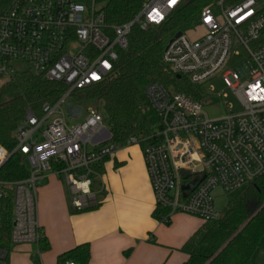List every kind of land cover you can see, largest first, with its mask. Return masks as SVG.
Instances as JSON below:
<instances>
[{
	"label": "built area",
	"instance_id": "obj_1",
	"mask_svg": "<svg viewBox=\"0 0 264 264\" xmlns=\"http://www.w3.org/2000/svg\"><path fill=\"white\" fill-rule=\"evenodd\" d=\"M107 2L0 0V76L28 70L67 87L55 103L42 106L41 115L32 109L26 112L13 152L0 143V169L15 152L24 156L29 169L24 179L0 180V203L3 186L10 187L14 216L11 248L2 245L0 235V264H8L15 245H39L38 188L50 174L64 177L76 209L98 204L91 176L121 146L110 141L106 119L96 108L89 107L84 120L70 126L67 102L75 91L102 81L113 70L118 50L128 46L134 25L146 30L162 24L183 0H144L138 15L120 25L107 23ZM200 27L205 33L195 40L182 32L169 41L163 62L193 84L222 77L243 110L212 119L202 103L189 95L156 79L147 84L145 94L160 116L161 128L154 135L155 142L143 147V154L156 204L166 210L159 218L164 224L178 212L204 221L219 218L215 190L221 187L228 194L235 193L264 173L262 4L240 0L227 5L226 0H219L202 10L196 28ZM234 45L243 46L250 60L228 69ZM19 63L27 68H19ZM134 144L141 145V141L130 137L126 146ZM62 264L76 263L66 260Z\"/></svg>",
	"mask_w": 264,
	"mask_h": 264
},
{
	"label": "trees",
	"instance_id": "obj_2",
	"mask_svg": "<svg viewBox=\"0 0 264 264\" xmlns=\"http://www.w3.org/2000/svg\"><path fill=\"white\" fill-rule=\"evenodd\" d=\"M218 1L183 0L162 24L146 30L134 25L128 46L118 50L113 70L102 81L73 93L72 99L75 102L91 99L101 105V113L111 134L110 141L121 147L126 146L130 137L140 140L142 147L155 142L154 135L161 128V119L145 94V88L152 79L197 101L203 100L200 85L191 83L185 75L178 77L173 73L163 62L162 54L177 32L196 28L201 22L202 10L206 6L216 5ZM238 1L240 0H226V4ZM259 1L264 10V0ZM143 3L144 0H108L107 23L120 25L132 21L141 11ZM261 40H264V31ZM66 90L63 83L47 80L28 70L10 76L0 85V143L13 152L17 144L16 131L26 112L32 109L37 115H41L42 106L55 103ZM28 176L29 169L24 156L19 152L13 153L0 169L1 181L11 182ZM3 189L5 193L0 203V235L2 245L9 249L14 221L13 192L7 186H3ZM263 205L264 173L230 194L220 217L205 221L184 244L182 250L189 258L183 264H251L255 252L263 247ZM165 212L166 210L157 206L154 214L160 218ZM48 248L49 243L42 235L39 249L43 252ZM89 259V245L82 244L59 255L58 264L66 260L88 264ZM35 262L37 263L36 260Z\"/></svg>",
	"mask_w": 264,
	"mask_h": 264
},
{
	"label": "crops",
	"instance_id": "obj_3",
	"mask_svg": "<svg viewBox=\"0 0 264 264\" xmlns=\"http://www.w3.org/2000/svg\"><path fill=\"white\" fill-rule=\"evenodd\" d=\"M97 170L101 181L94 192L99 202L90 209L72 205L63 176L50 174L41 182L36 216L49 248L41 252L37 245L40 257L33 263L20 247L13 264H58L59 255L82 244L90 248L88 264L186 262L189 255L182 247L205 221L178 212L164 224L155 216L142 145L120 147Z\"/></svg>",
	"mask_w": 264,
	"mask_h": 264
},
{
	"label": "rangeland",
	"instance_id": "obj_4",
	"mask_svg": "<svg viewBox=\"0 0 264 264\" xmlns=\"http://www.w3.org/2000/svg\"><path fill=\"white\" fill-rule=\"evenodd\" d=\"M205 30L203 28H194L192 30H188L185 32V35H187L190 39L195 40L200 35L204 34ZM249 55L247 50L241 46V45H234L232 49L231 57L226 65L228 69H237L240 66H242L246 61H249ZM19 68L26 69L27 66L23 63H19ZM249 76H246L244 78H247ZM8 76H0V85H2L6 80H8ZM200 91L203 93V100L201 101L203 105V109L208 114V116L212 119L220 118L222 116L227 115L228 113H239L243 110V107L237 98V96L234 94L233 90L226 86L224 83L222 77L216 76L209 82H206L205 84L200 85ZM73 100V99H72ZM75 102V101H74ZM77 105H81L84 109V113L78 117L74 118L71 115L67 114V122L70 126L76 125L81 123L85 115L87 113V109L89 107L96 108L101 113V105L96 102L95 100L86 99L81 102H75ZM107 128L109 129V126L107 125V122L105 121ZM90 148L91 146L88 145ZM93 179L92 184V190L96 191L98 188V185L101 181V173H97L96 175L91 176ZM230 194L226 193L221 187H218L215 190V206L216 209L221 211L225 205L227 204L228 198ZM262 244L264 246V239L262 241ZM25 245V246H22ZM22 247V253H26L29 255L30 260L34 263L35 260H39V249L36 244H20L15 245L11 249V253L9 255L8 264L14 263V251H18ZM252 264H264V247L259 248L257 252L254 254L252 259ZM41 264V263H40Z\"/></svg>",
	"mask_w": 264,
	"mask_h": 264
},
{
	"label": "water",
	"instance_id": "obj_5",
	"mask_svg": "<svg viewBox=\"0 0 264 264\" xmlns=\"http://www.w3.org/2000/svg\"><path fill=\"white\" fill-rule=\"evenodd\" d=\"M181 34H182L181 31L177 32V33L175 34V36L170 40V42L173 41L175 38L179 37ZM178 77H180V75H178ZM82 111H83V107H82L81 105H74V103H73L72 100H69V101L67 102V113H68L69 115H71L72 117H74V118H78V117H80L81 114H82ZM186 177H187V176H186ZM189 187H192V186H190V185H187V186H186V188H189ZM263 206H264V205H263ZM263 206H262V207H263ZM246 223H247V222H246ZM246 223H245V224H246ZM245 224H244V225H245ZM244 225L240 228V230L244 227ZM240 230H239V231H240ZM239 231H238V232H239ZM238 232H237V233H238ZM237 233H236V234H237ZM236 234H235V235H236ZM235 235H234V236H235ZM234 236H233V237H234ZM233 237H232V238H233ZM232 238H231V239H232ZM231 239H230V240H231ZM230 240H229V241H230ZM229 241H228L223 247H225V246L229 243ZM223 247H222V248H223ZM222 248H221V249H222ZM221 249L216 253V255L221 251Z\"/></svg>",
	"mask_w": 264,
	"mask_h": 264
}]
</instances>
